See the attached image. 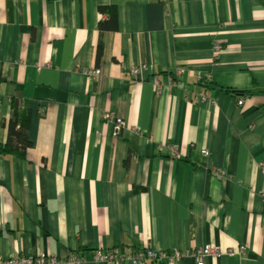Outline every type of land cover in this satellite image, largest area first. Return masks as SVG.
Returning a JSON list of instances; mask_svg holds the SVG:
<instances>
[{"label":"crops","instance_id":"0c3cea01","mask_svg":"<svg viewBox=\"0 0 264 264\" xmlns=\"http://www.w3.org/2000/svg\"><path fill=\"white\" fill-rule=\"evenodd\" d=\"M12 99L32 146L0 156V257L264 264V0H0V143Z\"/></svg>","mask_w":264,"mask_h":264},{"label":"built area","instance_id":"2783aa9c","mask_svg":"<svg viewBox=\"0 0 264 264\" xmlns=\"http://www.w3.org/2000/svg\"><path fill=\"white\" fill-rule=\"evenodd\" d=\"M162 1L168 2L170 0H162ZM216 49L218 52L221 50L219 45L216 46ZM140 70H141L140 67L132 68V72L134 74H138ZM184 72H185L184 68H179L176 70V74H182ZM85 73L89 75L98 76L101 73V71L99 69L92 68V69L86 70ZM243 102H244L243 99H239L237 101L239 105H242ZM116 122L118 125H121L124 123L121 118H116ZM201 153L206 156H209L211 154L208 149L201 150ZM188 253L193 254L197 257L198 264H204V260L207 256L221 255V250L219 247L215 245H208L206 247L195 250V252H188ZM185 254L182 251H178V250L173 251L170 254H167L164 252H156L153 249H145V250L136 252L132 256H127L125 254L115 253L114 251H111V250L103 251L100 249H95L91 251L90 258H87L86 256L78 255V254H71L66 258H59L57 255L40 252L35 256L18 254V255L11 256V257H0V264H83L85 261L89 259L96 260V261H111V260L124 259V258L127 260H130L133 263H143L146 259H151V258L164 257V258L173 260L174 258L182 257ZM229 254L234 255L233 251H229Z\"/></svg>","mask_w":264,"mask_h":264},{"label":"trees","instance_id":"16d2710c","mask_svg":"<svg viewBox=\"0 0 264 264\" xmlns=\"http://www.w3.org/2000/svg\"><path fill=\"white\" fill-rule=\"evenodd\" d=\"M111 21L103 23L101 26L104 28H113L116 26V14L112 13L110 17ZM103 53V43L99 44L98 57L100 58ZM234 95L239 96L244 94V91L232 92ZM11 117L7 123L8 128V140L6 142L0 143V156L16 154L19 157H27V152L32 146V141L29 139V122L30 115L23 109L22 104L19 99H12L11 103ZM90 249L83 250V253ZM95 250V249H93ZM91 250V251H93ZM79 254V253H78ZM79 254V255H85Z\"/></svg>","mask_w":264,"mask_h":264},{"label":"rangeland","instance_id":"374dc122","mask_svg":"<svg viewBox=\"0 0 264 264\" xmlns=\"http://www.w3.org/2000/svg\"><path fill=\"white\" fill-rule=\"evenodd\" d=\"M76 254H78V253H76ZM79 255V254H78Z\"/></svg>","mask_w":264,"mask_h":264}]
</instances>
